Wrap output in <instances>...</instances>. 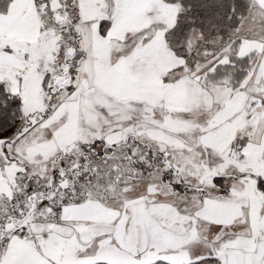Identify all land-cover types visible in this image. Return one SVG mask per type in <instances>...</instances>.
<instances>
[{
	"label": "snow or ice",
	"instance_id": "1",
	"mask_svg": "<svg viewBox=\"0 0 264 264\" xmlns=\"http://www.w3.org/2000/svg\"><path fill=\"white\" fill-rule=\"evenodd\" d=\"M0 264H264V0H0Z\"/></svg>",
	"mask_w": 264,
	"mask_h": 264
}]
</instances>
